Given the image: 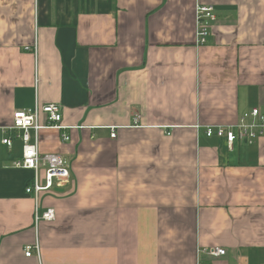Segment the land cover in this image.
Instances as JSON below:
<instances>
[{
	"label": "crops",
	"instance_id": "0c3cea01",
	"mask_svg": "<svg viewBox=\"0 0 264 264\" xmlns=\"http://www.w3.org/2000/svg\"><path fill=\"white\" fill-rule=\"evenodd\" d=\"M36 104L60 105L71 137L40 133L70 182L41 194L56 219L38 226L23 144L3 143ZM255 108L264 0H0V264H264V138L205 134Z\"/></svg>",
	"mask_w": 264,
	"mask_h": 264
},
{
	"label": "built area",
	"instance_id": "2783aa9c",
	"mask_svg": "<svg viewBox=\"0 0 264 264\" xmlns=\"http://www.w3.org/2000/svg\"><path fill=\"white\" fill-rule=\"evenodd\" d=\"M217 19L216 10L213 6H198L196 9V44L207 45L212 33V27ZM14 137L6 138L3 143L13 148L14 139L23 144L22 157L14 163V167L20 170L31 171L34 179L26 188V194L36 201L35 224L40 222L54 221L56 212L47 209L40 213V197L42 193L52 191L57 186H63L70 182L68 162L60 155H42L40 152V133L43 130H56L61 133L65 142H70L71 137L67 134L70 127L63 122L61 106L49 104L41 106L36 104L33 109L18 110L13 115V125L10 128ZM208 138L225 139L232 146L236 140L253 144L259 137L264 138V113L255 108L245 113L236 125L210 126L205 132ZM113 131L111 137L116 138ZM39 254V245L25 247L26 257H32L33 252ZM201 254L207 258H220L225 255L222 249H203ZM203 264V263H200Z\"/></svg>",
	"mask_w": 264,
	"mask_h": 264
}]
</instances>
